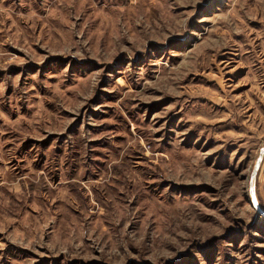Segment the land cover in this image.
Wrapping results in <instances>:
<instances>
[{
    "label": "rangeland",
    "instance_id": "1",
    "mask_svg": "<svg viewBox=\"0 0 264 264\" xmlns=\"http://www.w3.org/2000/svg\"><path fill=\"white\" fill-rule=\"evenodd\" d=\"M262 149L264 0H0V264H264Z\"/></svg>",
    "mask_w": 264,
    "mask_h": 264
},
{
    "label": "water",
    "instance_id": "2",
    "mask_svg": "<svg viewBox=\"0 0 264 264\" xmlns=\"http://www.w3.org/2000/svg\"><path fill=\"white\" fill-rule=\"evenodd\" d=\"M263 156H264V149L261 150L260 156H259V158L257 160V163L255 165L254 171L252 173V179H251V186H250V188H251V193H252L253 202H254L255 207L259 210L260 213H263L264 214V211H262V209L258 205L257 198H256V196L254 194V191H253L254 179H255L257 173L260 170V167H261V164H262V161H263Z\"/></svg>",
    "mask_w": 264,
    "mask_h": 264
}]
</instances>
